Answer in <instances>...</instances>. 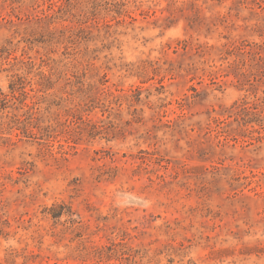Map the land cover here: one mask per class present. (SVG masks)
Returning a JSON list of instances; mask_svg holds the SVG:
<instances>
[{"label":"rangeland","instance_id":"374dc122","mask_svg":"<svg viewBox=\"0 0 264 264\" xmlns=\"http://www.w3.org/2000/svg\"><path fill=\"white\" fill-rule=\"evenodd\" d=\"M0 264H264V0H0Z\"/></svg>","mask_w":264,"mask_h":264}]
</instances>
